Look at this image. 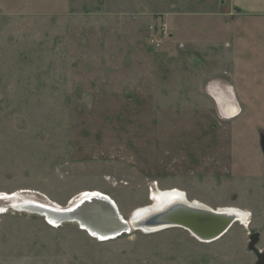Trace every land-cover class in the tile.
<instances>
[{"label":"rangeland","instance_id":"374dc122","mask_svg":"<svg viewBox=\"0 0 264 264\" xmlns=\"http://www.w3.org/2000/svg\"><path fill=\"white\" fill-rule=\"evenodd\" d=\"M161 24L170 37L153 47ZM262 25L225 0H0L1 201L67 208L97 193L128 220L159 189L250 211L248 225L211 243L180 228L100 241L2 201L0 264H257L248 244L257 233L264 252ZM204 54L212 75L246 66L263 99L242 103L237 122L202 97L170 94L198 76Z\"/></svg>","mask_w":264,"mask_h":264},{"label":"bare ground","instance_id":"6f19581e","mask_svg":"<svg viewBox=\"0 0 264 264\" xmlns=\"http://www.w3.org/2000/svg\"><path fill=\"white\" fill-rule=\"evenodd\" d=\"M219 111L225 119H232L239 113L240 109L239 106L233 100L232 103H221L219 105ZM183 194L185 195V193ZM183 194L176 190L166 192H161L159 189L152 190V204L137 209L131 214L128 220H124L123 218L122 220L120 219V224L122 225V227L125 228L127 222L129 223V220L131 219L133 225L139 228L136 231H140L144 234H151L171 229L162 228L169 224L180 223L182 225H185L187 228L191 229L197 236L204 239L205 241L200 240L204 243H211L206 242L211 239V235L207 232H200L199 230L195 229V227L204 222L203 219L199 218L202 217V215L208 216L211 213H214L215 216L224 217L228 220H232L233 222L230 227L236 223L244 224L245 226L249 224L250 214L244 210L233 207L211 208L199 202L188 201ZM2 201H10V203L5 202L9 206V209L11 208L14 211L24 214L40 215L45 218L50 225H55L58 227L68 222L64 220L62 222L61 219H78L80 225L87 228L88 231L83 227L80 229L100 241H104L110 237L113 238L115 235H117L115 233L119 230L118 229L111 231L112 229H116V227L115 224H113L112 222V216L108 215V213L113 212V210H111L112 208H115L118 212L117 207L110 199L107 198V196L105 197L97 193L87 194L76 202L72 203L67 208H60L57 206L52 207V205L38 203L26 199L14 200L9 198H3ZM2 201L0 199V207L2 205ZM94 209L96 212L97 210H99L97 216H93L95 214V211L93 213L92 210ZM118 215L120 216L119 212ZM109 222H112V226L110 225L109 227H107V223ZM107 228L110 229L106 230ZM131 231H133V229L130 226L128 233ZM123 234L124 233H121L118 236H121ZM223 235L217 237L213 234L212 242L218 240ZM118 236L116 238H118Z\"/></svg>","mask_w":264,"mask_h":264},{"label":"crops","instance_id":"0c3cea01","mask_svg":"<svg viewBox=\"0 0 264 264\" xmlns=\"http://www.w3.org/2000/svg\"><path fill=\"white\" fill-rule=\"evenodd\" d=\"M225 2L232 7H240L242 11L246 13V15H249L252 18H256L257 22L263 24L262 26H259V30L257 31L264 32V0H225ZM245 34H248V32H246ZM203 57L206 61V64L204 65L202 63V66H204L202 67V70H199L197 74L198 76L196 78H194V76L192 79L189 78V80L191 79V83L193 84V86L196 85L199 90L190 92V90L187 89L191 87V83L189 86H186L185 82L178 81L181 86H177L178 89L174 90V93H170L169 91L170 94H173L177 97H183L187 94L188 96L191 95V97L193 96L195 98L202 97L206 102L211 103L213 109H215V113L219 117H221V119L224 118V116H222L219 111V105L224 102L232 103L234 100V102L239 106V109L242 111V113L239 112L237 116L230 119L232 123L237 122V120L241 118V115H243L242 103H254L259 100L263 101V99L258 98L259 92L250 90V87L253 85L249 82L248 79L244 78L242 70L244 68L247 69L246 66L242 65L240 67L238 66L237 68L232 67V69L227 67L222 70L228 71L229 73L225 72L212 75V69L207 66V64H209L208 62H212V54H208L207 58L204 54ZM259 79L260 77L258 76L255 82L257 83V86ZM186 87L188 88L186 89ZM223 120H225V118ZM232 130L233 127H231V132ZM225 207L239 208L250 214V211L248 209L241 208L235 205H229Z\"/></svg>","mask_w":264,"mask_h":264},{"label":"water","instance_id":"95a60500","mask_svg":"<svg viewBox=\"0 0 264 264\" xmlns=\"http://www.w3.org/2000/svg\"><path fill=\"white\" fill-rule=\"evenodd\" d=\"M262 149L264 151V142L261 143ZM84 207V205H83ZM109 207V206H108ZM112 208V207H111ZM110 208V209H111ZM115 208H112L111 210H113L112 213H108L109 216H112V222L113 224H115L116 229H112L113 230H118V232H116L113 238H108L106 240H112L114 238H116L118 235H120L121 233H127L130 229V226L132 227L133 230H138L139 228L134 226L132 223V220H129V223L127 221V225L126 227H122V225L120 224V221L122 220V216L118 215V212ZM95 209L92 210V212L94 213ZM99 213V210H97V212L95 211V214L93 216H97ZM115 217V218H114ZM200 219H203V223L198 225L197 227H195L196 230H199L200 232H207L208 234L211 235V239L209 241L206 242H212V235L214 234L215 236H221L223 234H225L227 232V230L229 229L230 225L232 224V220H228L227 218L224 217H219V216H215L214 213H211L210 215L206 216V215H202V217H199ZM121 219V220H120ZM62 222L64 221H68L66 223H74L76 224L79 228H82L83 226L80 225V222L78 221V219H61ZM75 220V221H74ZM111 222V223H112ZM123 222V221H122ZM121 222V223H122ZM104 223V222H103ZM111 223H107V227H109L111 225ZM61 224V223H60ZM95 224V223H94ZM112 226V225H111ZM119 227V228H118ZM122 227V228H121ZM85 228V227H83ZM98 228V227H97ZM164 229L167 228H181L184 229L186 231H188L190 234H192L195 238H197L198 240L201 241H205L204 239L200 238L199 236H197L191 229L187 228L185 225H182L180 223H172L169 224L167 226L162 227ZM87 230V228H85ZM110 228H107L106 230H109ZM102 230V229H101ZM162 230V229H161ZM88 231V230H87ZM153 231V230H152ZM150 231V232H152ZM197 232V231H196ZM216 237V238H217ZM215 238V237H214ZM258 242V234L254 233L250 236L249 238V244H248V249L253 252L257 258V264H264V252H259L256 249V244Z\"/></svg>","mask_w":264,"mask_h":264},{"label":"built area","instance_id":"2783aa9c","mask_svg":"<svg viewBox=\"0 0 264 264\" xmlns=\"http://www.w3.org/2000/svg\"><path fill=\"white\" fill-rule=\"evenodd\" d=\"M169 37L170 35L167 32V26L165 24H161L157 30V34L151 35L150 43L153 47H160L165 43V38Z\"/></svg>","mask_w":264,"mask_h":264}]
</instances>
